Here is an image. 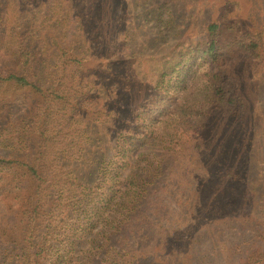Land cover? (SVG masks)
<instances>
[{
	"label": "rangeland",
	"instance_id": "374dc122",
	"mask_svg": "<svg viewBox=\"0 0 264 264\" xmlns=\"http://www.w3.org/2000/svg\"><path fill=\"white\" fill-rule=\"evenodd\" d=\"M20 1L0 0L2 49L16 32L31 36L36 55L32 73L47 81H53L52 75L63 65L51 36L69 55L71 49L74 56L77 48L81 50L76 51L81 60L78 76L66 77L63 84L73 86L78 77L87 93H78L83 103L75 110L48 111L51 124L74 148L77 176L94 180L96 160L115 153L112 146L122 124H111L106 110H124L121 117L127 124L141 125L144 135L129 139L132 158L139 157L143 167L152 165L149 177L143 178L145 191L135 212L120 225L121 232L99 240L100 249L92 254L90 248L83 250L86 246L74 249L72 241L91 224L82 206H95L81 204L62 212L57 208L51 219L41 220L50 255L74 254L85 257L81 260L85 264H264V42L257 54L234 45L226 57L244 101L240 116L220 108L207 110L206 117L200 114L204 110L184 120L182 116L174 139L169 136L175 117H167L175 102L181 110L184 102L200 98L197 88L207 63L198 61L192 68L179 64L172 71L185 42L200 39L198 28L212 16L220 18L226 37L230 24L264 35V0ZM227 1L232 4L226 11ZM8 64L0 57V68ZM73 64L70 60L69 66L76 68ZM112 74L126 75L129 84L113 83ZM190 80L194 87L186 91ZM13 93L0 88L1 152L25 150L28 138L19 134L39 123L41 110L34 108L31 95L15 92L10 102ZM117 100L123 106L112 104ZM106 149L110 152L102 153ZM11 206L0 196V226L16 220L20 227L21 213ZM62 227L66 234L72 230L70 239ZM127 228L135 232L124 239Z\"/></svg>",
	"mask_w": 264,
	"mask_h": 264
},
{
	"label": "trees",
	"instance_id": "16d2710c",
	"mask_svg": "<svg viewBox=\"0 0 264 264\" xmlns=\"http://www.w3.org/2000/svg\"><path fill=\"white\" fill-rule=\"evenodd\" d=\"M20 2L23 4L28 0ZM229 4L232 3L227 1L225 4L226 11ZM239 27V25H228L229 33L226 37L224 24L220 18L212 16L198 28L200 39L195 41L190 37L191 40L185 42L186 47H183L178 54L177 64L173 65L172 71H176V66L179 64H183V68H192L198 61L207 63V67L204 69L201 86L197 88L200 98L194 102H188L189 99H186L188 103L184 102L180 107L181 110H177L180 104L177 101L171 110H168L167 117H175L170 122L173 132L169 137L178 138L179 130L174 127L179 124V118L183 116L184 120L197 111L204 110L200 112L204 117L207 110L217 108L236 116L242 114L244 101L237 81L230 75L229 66L225 65L226 57L234 45L252 55L257 54L263 46L264 35L258 29L248 31ZM24 35L25 33L20 31L16 32L9 36L8 46L3 49L0 46V57L10 62L5 68H0V88L5 92L10 89L14 92L9 99L10 102L15 92L31 95L30 97L34 99V108L41 110V113H37L39 123L35 127L27 133L19 134L20 137L28 138L25 150L16 147L6 152L0 150V196L12 205L11 209L21 213L19 221L22 223L19 227L18 222L14 220L9 221L5 226H0V264H85L81 263L85 257L74 258V254L53 258L49 253L50 240L45 237L46 232L41 229L43 226H40L41 220L51 219L53 216L51 212L56 211L57 208L62 212L70 206H77V209L81 208V204L95 206L89 209L82 206V213L86 214L85 219L91 221V224H87L89 226H85L84 231L81 230L80 235L72 241L75 245L74 249L86 246L83 250L90 248L91 254L100 249L99 240H108L118 231L121 232L123 225H120L126 223L131 213L135 212V204L145 191L143 178L149 177L152 172L151 164L143 167L139 157L132 158L134 147L129 139H136V134L144 135V132L139 123L135 125L131 122L132 126L127 124L128 121L121 117L124 110H106L105 117L111 124L114 122L122 124L116 131L115 146H112L115 153L112 158L102 155L96 160L94 174L96 173L97 176L94 180H90L87 176L84 178L77 176L74 172L77 159L74 157V148L71 143L63 140L64 132L58 131L56 125L51 124L49 119L52 116L48 111L75 110L83 103L84 100L78 93H87H84L79 85L81 80L78 77L73 79V86L63 84L66 77H74L75 74L78 76L77 65L79 66L81 60L78 61L76 51L80 53L81 50L77 48L74 56V50L71 49L72 54L69 55V51L59 47L56 38L51 36L59 56L63 58L61 60L63 65L59 68L60 72L57 69L52 75L53 81H47L35 71V74L32 73L31 68L35 64L33 58L36 56L33 50L34 42L31 36L28 38ZM69 59L74 62L73 66L76 68L69 66ZM161 73L163 79L164 72ZM112 81L118 85L129 84L126 75L113 76ZM192 87L194 80L184 85L186 91ZM111 91L114 92L112 87ZM185 94L188 96L187 92ZM70 99L80 102L71 104ZM68 103L71 104L70 107L67 106ZM112 104L117 107L123 106L120 105V100ZM145 112L143 111L142 114ZM130 114L133 115V113L127 115L132 117ZM62 118L70 121L71 117L63 115ZM31 138L35 140L32 141ZM4 146L8 147L5 144ZM1 147H3L2 143H0ZM109 152L110 150L106 149L102 153ZM101 221V226L95 230V225L97 226ZM86 227L89 230H86ZM100 227H103L101 232ZM46 230L51 229L49 227ZM61 230L64 228L62 227ZM63 232L65 235L66 231ZM70 232L66 234L67 239L71 237ZM134 232L133 229H125L124 239L133 237ZM119 241L122 242L123 239L120 238ZM97 254L98 252L94 256Z\"/></svg>",
	"mask_w": 264,
	"mask_h": 264
}]
</instances>
